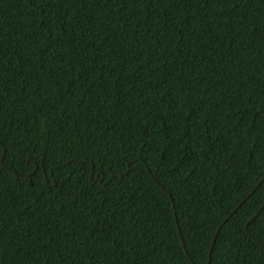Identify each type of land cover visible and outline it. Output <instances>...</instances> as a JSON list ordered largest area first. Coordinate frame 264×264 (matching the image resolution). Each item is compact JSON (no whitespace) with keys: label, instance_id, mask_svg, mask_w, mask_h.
Segmentation results:
<instances>
[{"label":"trees","instance_id":"1","mask_svg":"<svg viewBox=\"0 0 264 264\" xmlns=\"http://www.w3.org/2000/svg\"><path fill=\"white\" fill-rule=\"evenodd\" d=\"M200 2L0 0V264H205L218 230L235 241L226 264H264V207L246 227L264 183L228 219L264 178V0ZM97 151L143 163L107 188L89 165L71 174Z\"/></svg>","mask_w":264,"mask_h":264},{"label":"snow or ice","instance_id":"2","mask_svg":"<svg viewBox=\"0 0 264 264\" xmlns=\"http://www.w3.org/2000/svg\"><path fill=\"white\" fill-rule=\"evenodd\" d=\"M40 2L43 3L45 7H47L49 0H40ZM75 2L80 3V4H87L90 6H94L97 3V0H75ZM99 2L100 3H115L118 5L120 11L123 12L127 8L128 0H99ZM144 2L146 4L156 5L158 4L159 0H144ZM248 2L249 0H237V3H248ZM193 3L197 4L200 9H204V4H202L200 0H166V6L168 7V10L170 12L172 11V7L175 5L188 4L189 7H191ZM235 7H236V4H233V8ZM167 18L171 22L172 20L175 19V13L172 12V15ZM96 52H97V55H104L105 49L102 46H99L97 47ZM2 54H3L2 49H0V56H2ZM69 67H71V65H69ZM157 67H159L158 64H157ZM6 71H7L6 68L0 66V85H3L5 82V72ZM84 75H87V72H85ZM60 78L61 77L57 75L55 79L58 81ZM71 83L75 85L76 81L73 80L71 81ZM76 91H77L76 87L65 88V96L68 98H71L75 95ZM261 97L264 98V90H262L261 92ZM88 100L90 103H96V101L99 100V96H97L95 99H93L92 97H89ZM249 100H251V98H249ZM2 102H3L2 89H0V104H2ZM41 103L44 104L46 103V101H41ZM68 103H69V100L66 99L65 104L67 105ZM80 105H84L85 107H87V105H85L83 97H81L80 100L77 101V106H80ZM33 107H35V105H33ZM66 110L67 109H65V111ZM99 118H100L99 113H97L96 119H99ZM3 127H4L3 124H0V170H3L5 167V157H10L11 155L10 147L5 144V137L2 134ZM60 131H63V129H61ZM49 139L50 138L48 137L44 138L43 146H40L41 142L39 138L32 142L36 144L37 146H40L41 152L46 151L51 154L57 150V147L54 143L50 145ZM108 155H112V154L109 153ZM16 156H17L18 161H23V160L28 159V157L24 155L23 151L17 152ZM106 160H107V164L105 163ZM69 162H71V158ZM121 163L125 165L124 167L125 172H131L134 170V167L136 165L143 163V161H141L139 157L131 158L130 162L108 159V157L105 154L97 151L79 160V167L75 170L70 169V172L72 175H75V173L77 171H80L84 165H89L93 173H96V172L100 173L98 181H103L105 176L108 177L107 182L102 184V187L107 188L108 185L111 184L113 180H116L117 177L121 175V172H120ZM38 167H39L38 165L33 164L32 167L29 169V172H31L32 175L34 176L35 171L38 170ZM52 167L54 171H58L59 169H63L67 167V163L60 162L57 165H54ZM22 177L24 181L31 179V176H29L27 172H23V169H21V174L14 176V179L17 181H21ZM52 179H55V177H52ZM261 183H264V180H262ZM20 187L25 188V183L21 182ZM34 188H35V185H33V189ZM97 191H99V189H97ZM4 192H5L4 178H3L2 172H0V212H2L4 209ZM256 215H259V213H257ZM254 219L255 218L248 220L247 223L252 224ZM176 224L179 227V224H180L179 217H177L176 219ZM193 227H196V226H191L189 228V231H191ZM206 227H207V221L202 220L199 225L200 231H204ZM184 235L185 233L183 232L180 233L181 240L184 239ZM248 235L254 238L253 233L251 231L248 232ZM215 236L217 237V239H213L209 241L210 248L212 249V251H209L205 264H214V259H219L220 257H223V259L219 260V264H226L228 260L229 250L234 248L235 241L227 235H225L224 237H221L219 231L215 233ZM205 238H207L206 234H205ZM3 241H4V237L2 234H0V248H2ZM259 247L261 251L264 252V242H261L259 244ZM185 250H187V246H185Z\"/></svg>","mask_w":264,"mask_h":264},{"label":"water","instance_id":"3","mask_svg":"<svg viewBox=\"0 0 264 264\" xmlns=\"http://www.w3.org/2000/svg\"><path fill=\"white\" fill-rule=\"evenodd\" d=\"M28 161L29 162H32V160H31V157H29L28 158ZM34 164L35 165H38V163H36L35 161H34ZM39 166V165H38ZM37 171V170H36ZM35 171V172H36ZM93 174V173H92ZM15 175H17V173L15 172ZM29 176H33L32 175V173H30L29 174ZM262 180H264V178L262 179ZM261 180V181H262ZM29 180H27V181H23L24 183H27ZM261 181L257 184V186L242 200V202L233 210V212L230 214V216L228 217V219L229 218H231L232 217V215L234 214V213H236L237 212V210L242 206V204H244L247 200H248V198L260 187V185L262 184L261 183ZM17 182H20V181H17ZM29 184H32V182L31 181H29ZM47 184H49L48 183V181H47ZM56 184V183H55ZM264 207V205L258 210V212L257 213H260L261 212V210H262V208ZM258 215H255L253 218H256ZM252 218V219H253ZM250 224H246V227H248ZM219 231V230H218ZM181 233V232H180ZM214 239H217V237L216 236H214ZM183 242V241H182ZM183 246H184V248H185V244H184V242H183ZM210 251H212V249L210 250Z\"/></svg>","mask_w":264,"mask_h":264}]
</instances>
